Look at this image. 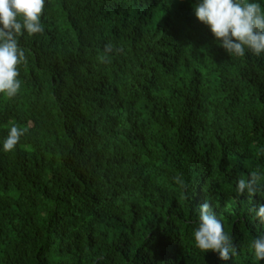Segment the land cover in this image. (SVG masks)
<instances>
[{
    "label": "trees",
    "instance_id": "16d2710c",
    "mask_svg": "<svg viewBox=\"0 0 264 264\" xmlns=\"http://www.w3.org/2000/svg\"><path fill=\"white\" fill-rule=\"evenodd\" d=\"M197 2L45 0L43 33L18 37L21 88L0 94V264H264V179L236 193L264 175V53L229 56ZM206 201L227 261L195 247Z\"/></svg>",
    "mask_w": 264,
    "mask_h": 264
},
{
    "label": "clouds",
    "instance_id": "9594fccd",
    "mask_svg": "<svg viewBox=\"0 0 264 264\" xmlns=\"http://www.w3.org/2000/svg\"><path fill=\"white\" fill-rule=\"evenodd\" d=\"M44 6L45 0H0V94L9 99L21 88L18 66L27 63L18 37L24 32L30 37L43 33L41 15ZM194 12L196 19L210 29L229 56L242 57L246 50L255 56L264 53V11L260 4L248 0H198ZM114 51L122 49H114L111 42L106 44L99 57L101 62H110V54ZM25 132L26 129L12 126L3 141V150H14ZM261 179L264 175L259 170L252 171L248 179L241 174L236 182L237 195L254 197ZM174 182L187 190L188 184L181 176L174 177ZM198 210V224L192 233L195 247L203 253H217L219 259L227 261L237 253L232 237L224 231L207 201ZM255 215L264 225V205L259 206ZM250 247L255 260L264 261V234L254 238Z\"/></svg>",
    "mask_w": 264,
    "mask_h": 264
}]
</instances>
